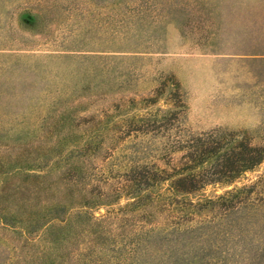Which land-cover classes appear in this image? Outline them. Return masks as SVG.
<instances>
[{
  "label": "rangeland",
  "instance_id": "1",
  "mask_svg": "<svg viewBox=\"0 0 264 264\" xmlns=\"http://www.w3.org/2000/svg\"><path fill=\"white\" fill-rule=\"evenodd\" d=\"M218 128L264 150V0H0V264H264V227L224 237L206 204L253 184L264 201V159L180 195L192 215L134 181Z\"/></svg>",
  "mask_w": 264,
  "mask_h": 264
},
{
  "label": "trees",
  "instance_id": "2",
  "mask_svg": "<svg viewBox=\"0 0 264 264\" xmlns=\"http://www.w3.org/2000/svg\"><path fill=\"white\" fill-rule=\"evenodd\" d=\"M233 136L232 132L218 128L188 141L174 142L171 149L185 151L183 158L189 161V165L171 168L170 173L160 168L148 169L141 175V179L134 177L137 187L149 192L144 197L148 207H156L166 213L179 211L180 214H185L180 208L187 207V215H192L204 206L199 208V204H186V201L179 199L180 195L198 193L207 185L232 183L243 173L260 165L264 159V150L241 144L233 145L236 142ZM166 150L168 152V148ZM257 185L233 188L216 200L207 201V205L222 210L220 217L227 220V223L220 224L224 237L232 236L245 241L249 235L264 227V201L258 197ZM235 213L242 214L236 219L229 218L230 214ZM204 222H198L202 224L199 229H202ZM171 224L172 230L164 233L165 240L174 245L181 257L186 258L192 244L190 235L195 228L179 221ZM262 231L264 233V228Z\"/></svg>",
  "mask_w": 264,
  "mask_h": 264
}]
</instances>
